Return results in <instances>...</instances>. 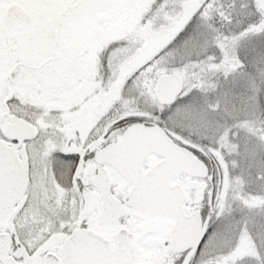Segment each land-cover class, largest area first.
<instances>
[{"label": "snow or ice", "instance_id": "snow-or-ice-1", "mask_svg": "<svg viewBox=\"0 0 264 264\" xmlns=\"http://www.w3.org/2000/svg\"><path fill=\"white\" fill-rule=\"evenodd\" d=\"M0 264H264V0H0Z\"/></svg>", "mask_w": 264, "mask_h": 264}]
</instances>
